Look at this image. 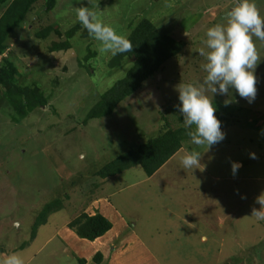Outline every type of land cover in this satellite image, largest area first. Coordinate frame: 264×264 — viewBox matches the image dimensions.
<instances>
[{
    "label": "rangeland",
    "instance_id": "obj_1",
    "mask_svg": "<svg viewBox=\"0 0 264 264\" xmlns=\"http://www.w3.org/2000/svg\"><path fill=\"white\" fill-rule=\"evenodd\" d=\"M10 1L0 0V16ZM235 2L56 0L47 10V0H39L32 6L0 55V64L5 57L17 69L19 87L45 99L24 108L0 82V260L18 254L24 264H264V220L251 216L264 192V41L254 38L261 56L255 99L249 103L234 89L212 97L223 141L207 150L187 139L151 177L140 166L106 179L96 173L117 154L184 126L176 85L204 78L197 49ZM254 3L264 17V0ZM81 5L125 37L147 19L186 44L111 115L91 119L90 110L132 62L127 57L110 66L113 56L99 51L76 18ZM189 151L202 154L203 170L182 168L180 157ZM233 161L241 165L235 174ZM55 200L61 209L35 229ZM83 213H100L114 226L94 241L81 238L71 222Z\"/></svg>",
    "mask_w": 264,
    "mask_h": 264
},
{
    "label": "clouds",
    "instance_id": "obj_2",
    "mask_svg": "<svg viewBox=\"0 0 264 264\" xmlns=\"http://www.w3.org/2000/svg\"><path fill=\"white\" fill-rule=\"evenodd\" d=\"M76 18L88 35L100 43L101 53L112 56L132 52L130 39L118 34L110 25L97 17L96 12L86 6L75 8ZM224 23L209 27L203 41L204 47L197 49L203 57L201 65L204 78L196 83H179L176 85L179 104L176 106L183 117L184 127L191 143L206 146L207 150L225 139L221 122L216 117L213 104L214 95L230 96L234 89L241 98L251 103L256 96L255 68L261 61L254 38L264 41V17L257 9L254 0H236L224 14ZM211 93V97L208 95ZM231 101L225 100V106ZM201 156L198 151H189L180 157L183 169H201ZM255 158V153H250ZM232 172L241 166L233 161ZM260 207H253L251 216L264 220V192L255 198ZM0 264H24L18 254L8 255Z\"/></svg>",
    "mask_w": 264,
    "mask_h": 264
},
{
    "label": "trees",
    "instance_id": "obj_3",
    "mask_svg": "<svg viewBox=\"0 0 264 264\" xmlns=\"http://www.w3.org/2000/svg\"><path fill=\"white\" fill-rule=\"evenodd\" d=\"M39 0H13L8 3L0 16V55L5 52L6 40L24 20L32 6ZM6 0H1L5 3ZM56 0H47V10H51ZM69 32L68 34H70ZM133 45L132 52H126L113 56L110 66H118L124 58L131 59V66L127 70L124 78L102 94L98 103L90 110L87 119L111 115L127 97L135 93L142 83L162 67L166 61L180 54L185 47V41L161 33L155 25L147 19L142 20L135 26L127 37ZM17 69L7 58H3L0 64V82L7 88L9 98L18 105L32 109L37 103L45 101L42 95H38L35 90L21 88L17 84L15 74ZM220 122L221 118L216 116ZM187 131L184 126L178 128H168L160 135L140 143L123 153L117 154L107 162L101 169L97 170L100 179H106L118 173L124 172L135 166H140L147 176L154 175L176 152L183 148L187 139ZM97 183L94 182V185ZM61 209V202L55 200L52 204L46 205L40 215V220L35 224V229L39 224L46 222L50 212ZM72 227H76L77 234L81 238L94 241L109 231L112 222L100 213L89 215L81 214L71 222ZM102 254L97 252L95 259L99 261Z\"/></svg>",
    "mask_w": 264,
    "mask_h": 264
},
{
    "label": "crops",
    "instance_id": "obj_4",
    "mask_svg": "<svg viewBox=\"0 0 264 264\" xmlns=\"http://www.w3.org/2000/svg\"><path fill=\"white\" fill-rule=\"evenodd\" d=\"M153 176V175H152ZM125 220V219H124ZM114 226V224H113ZM127 226L126 223L123 221L122 227ZM129 227V226H128Z\"/></svg>",
    "mask_w": 264,
    "mask_h": 264
}]
</instances>
